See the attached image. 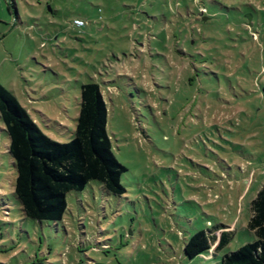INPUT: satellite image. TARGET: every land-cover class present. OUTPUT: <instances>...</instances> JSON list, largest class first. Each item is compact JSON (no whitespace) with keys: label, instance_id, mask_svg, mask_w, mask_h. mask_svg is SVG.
Masks as SVG:
<instances>
[{"label":"rangeland","instance_id":"rangeland-1","mask_svg":"<svg viewBox=\"0 0 264 264\" xmlns=\"http://www.w3.org/2000/svg\"><path fill=\"white\" fill-rule=\"evenodd\" d=\"M89 82L125 193L91 182L62 221L25 218L0 120V264H219L255 239L264 0H0V85L44 134L70 140ZM216 225L228 245L188 261L184 243Z\"/></svg>","mask_w":264,"mask_h":264},{"label":"trees","instance_id":"trees-1","mask_svg":"<svg viewBox=\"0 0 264 264\" xmlns=\"http://www.w3.org/2000/svg\"><path fill=\"white\" fill-rule=\"evenodd\" d=\"M0 120L8 137V154L16 172L14 196L25 218L60 222L67 210V195L99 182L110 194L122 195L120 182L126 168L112 152L106 132L107 108L99 86L80 85L75 129L68 142L44 134L15 95L0 85ZM247 229L255 239L224 254L219 264H264V186L250 202ZM229 227L216 225L194 233L183 246L188 261L228 245Z\"/></svg>","mask_w":264,"mask_h":264},{"label":"built area","instance_id":"built-area-1","mask_svg":"<svg viewBox=\"0 0 264 264\" xmlns=\"http://www.w3.org/2000/svg\"><path fill=\"white\" fill-rule=\"evenodd\" d=\"M73 25L75 27H82L84 25L83 21L82 20H79V19H75L73 20Z\"/></svg>","mask_w":264,"mask_h":264}]
</instances>
